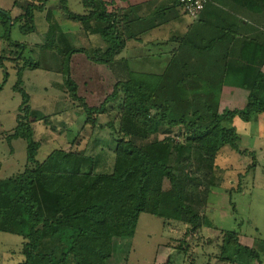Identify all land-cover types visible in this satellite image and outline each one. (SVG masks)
Returning a JSON list of instances; mask_svg holds the SVG:
<instances>
[{"label":"trees","instance_id":"1","mask_svg":"<svg viewBox=\"0 0 264 264\" xmlns=\"http://www.w3.org/2000/svg\"><path fill=\"white\" fill-rule=\"evenodd\" d=\"M42 1L43 6L36 9L27 6L13 19L8 12L0 11V23L5 27L8 41L9 30L17 22L24 23L21 30L24 33L34 30V11H43L47 2ZM60 2L64 16L81 24L85 33L91 27L89 23L94 22L92 34L100 38L104 47L94 46L91 51L97 57L93 60L110 65L124 48L118 16L116 12L106 11L110 4L104 0H81L86 10L81 15L65 8V0ZM251 2L258 9L264 6V0ZM179 44L181 53L176 51L160 74L135 72L125 66L126 78L116 81L112 93L96 109L88 107L76 95V85L69 75L71 54L86 51L67 48L66 65L61 73L70 98L79 102L78 107L87 115L86 124L93 112L106 114L108 104L122 95L118 128L113 129L109 124L117 136L114 162L109 173H95L94 158L74 149H54L39 162L36 156L40 145L33 140L27 117L19 116L16 131L8 138L26 142V164L20 173L0 180V232L24 239V260L20 264H108L113 241L131 240L142 213L189 224L194 230L202 227L207 189L200 188L210 184L208 179L217 152L222 145H228L242 153L235 128L224 124L235 117L248 122L253 114L264 112V86L258 75L261 65L255 62V56L243 59L245 63L239 67L236 61L225 63L220 72V86L242 88L248 95L244 109L218 113L212 110L215 88L207 83L208 77L202 76L205 72L188 65L189 61L194 64L198 57L195 47L201 43L196 37L186 35L179 39ZM211 44L213 40L206 47ZM12 53L14 59L20 55V51H11L9 56ZM185 57L188 63L182 62ZM20 75L21 69L17 71V84L21 83ZM17 86L22 97L19 111L27 113L28 96ZM201 120L206 124L198 125ZM174 128H181L184 142L193 147L196 164L193 170L186 171L181 166L175 173L166 162L171 146L166 134ZM160 134L166 135L165 138L157 139ZM190 159L188 156L187 162L193 165ZM237 238L234 232L224 233L221 261L249 264L257 260V253L238 244Z\"/></svg>","mask_w":264,"mask_h":264},{"label":"rangeland","instance_id":"2","mask_svg":"<svg viewBox=\"0 0 264 264\" xmlns=\"http://www.w3.org/2000/svg\"><path fill=\"white\" fill-rule=\"evenodd\" d=\"M223 1L217 2L234 3L240 20L255 29L264 31V6L258 9L251 0ZM41 3L43 4L42 0H0V11L8 12L16 8V14L13 16L18 17L27 6L36 9L41 7ZM62 4L60 0H47L43 11H34V30L24 33L22 32L25 28L24 23L17 22L9 30L10 41L5 33V27L0 23V58H2L0 123L7 131L1 134L14 133L19 116H26L25 120L30 123V127L33 123L34 140L40 145L36 156L37 161L44 160L54 149H74L76 152L94 158L95 173H109L114 162L113 149L116 143L114 140L117 137L109 128V124L113 126V129L118 128L122 95L119 94V98L114 103L108 104L109 110L106 114L98 115L94 112L91 114L90 120L94 124L91 121L86 124L87 115L82 107H78L79 102L70 98L61 72L66 65L67 48H91V40L81 37L83 35L80 32L81 24L64 16ZM64 7L75 14L86 13L81 0H65ZM106 8V11L110 13L116 11V8L110 5ZM180 10L177 8L176 11L180 14L181 23L188 24L190 18L181 14ZM1 18L0 16V20ZM166 27L169 31L171 25ZM59 36L69 44L66 49L62 45L63 42H60ZM171 36L179 35L174 33ZM168 42V48L172 43H175L177 47L180 46L179 41L176 43L168 40ZM11 43L20 44L16 47ZM198 49L197 45L195 51L198 57L194 60V64L190 61L188 63L189 59L186 57L182 62L188 63L193 70L200 68L201 72L205 71L202 76L208 77L206 69L208 67L211 69L212 57L205 52L199 54ZM84 50L86 52L71 54L69 75L76 85V95L88 107L96 109L112 93L117 81L116 76L124 80L125 72L115 70L114 75L106 65L94 62L97 55L90 49ZM11 51H20L19 57L14 59L13 53L9 56ZM188 52L187 50L186 56ZM230 54L222 53L225 63L231 62ZM58 55L61 58L60 64H58ZM150 57L153 56L149 55L148 58ZM234 61L237 62L238 67L239 64L245 63V60L239 57H236ZM25 63L29 65L24 66ZM17 65L19 67H16ZM22 67H24L22 80L20 76L21 83L17 84V71ZM15 85H18V89L28 96L27 105L30 109L27 113L19 111L22 97ZM233 88L245 92L247 98L246 90ZM239 104L244 106L242 103ZM150 113L153 115L155 111L152 110ZM261 113L253 114L251 123L248 124L240 118H235L238 134H243L247 130V140L242 136V141L238 145L242 150L239 154L246 156H240L228 145L220 147L224 156L218 160L219 165L214 161V167L208 179L210 184L207 187L201 185L200 188V190L207 189L206 203L201 213L202 227L194 230L189 224L162 220L142 213L131 240L115 239L113 241L108 264H232L220 259L223 236L226 232H234L238 236V244L251 248L257 253L258 259L249 264H264V116H261ZM36 117H39L40 123L34 122ZM255 121L256 124H253ZM205 122L201 120L197 124L204 125ZM181 134V128H174L166 134L171 144L167 151L166 162L175 173L181 166H184L186 171L193 170L196 166L192 157L193 147L184 142L185 138ZM166 135H161L157 139L162 140ZM59 138L68 139L73 142V145H56L52 142V139L58 141ZM249 143L250 145H246ZM26 145L21 138L14 139L9 144L5 139L0 138V180L24 170ZM188 156H191L193 165L188 164ZM229 166L231 169H227V174L231 177L223 179L224 168ZM228 180L234 183L231 185L227 182ZM167 187L168 184L165 183L164 188ZM24 243V239L19 236L0 232V264L22 263Z\"/></svg>","mask_w":264,"mask_h":264},{"label":"crops","instance_id":"3","mask_svg":"<svg viewBox=\"0 0 264 264\" xmlns=\"http://www.w3.org/2000/svg\"><path fill=\"white\" fill-rule=\"evenodd\" d=\"M104 1L109 3L110 7L116 8L115 12L118 16L117 26L119 29V34L124 39V48L120 50V52L114 57V60L110 65H106L109 70L114 73V75L115 70L121 71V73L125 72V66H127V68L132 71L140 73H162L163 70L168 66L172 55L176 53V51L177 53H181L182 51V48L177 47L175 43H172L171 47L168 48V40L177 43L179 39L185 37L186 35H190L192 37H196L201 43V45H199L198 53L200 54L205 52L207 55L212 57H210L211 61L213 62L211 69L209 67V69H206L208 74L207 83L211 84V86L215 88L212 110L218 113L222 112L223 110H227V107H230L228 110H242L246 104L245 92L233 87H222L219 84L221 74L220 72L225 65L222 53L226 55L227 52L231 53V62L236 60V57H239L242 60L246 58L249 60L251 57L255 56V62L258 63V66L261 65L259 67L258 75L264 86V31L261 29H255L245 21L240 20V16L236 13V5L234 3L222 0L223 2H228V4H223L221 2H217L219 0H210L204 10L200 13L197 20L193 21L188 18L190 22L188 24H182L179 18L180 14L176 11L179 7L176 5L174 0ZM181 11L182 10H180V13L182 14L183 11ZM8 12L11 18H15L17 16H13L16 14V8H12ZM166 25H171L169 31ZM89 26L91 27L88 28L86 33L82 29H80V32L83 34L81 37L84 36V38H89V40H91V48L81 47V49L92 50L95 44H99L100 46L104 47V43L100 40V38L92 34L94 22L91 21ZM220 30L226 31V34L220 32ZM90 32L91 34H89ZM174 33L179 36H171ZM60 35L62 36L61 33ZM61 36L58 38L60 42H63L62 45L64 49H66L69 44L65 43ZM209 40H213V44L206 47V44H209ZM19 44L20 43H18V45ZM146 47L150 48L147 49ZM149 55L153 57L148 58ZM60 62L61 58L58 55V64H60ZM16 67L19 66L17 65ZM20 69V76L22 80V69L24 70V68L22 67ZM113 73L111 74L112 76ZM116 78L117 81H119L120 78L117 76ZM239 103L244 104V106H240ZM261 116H264V112L261 113ZM235 118H233L231 122L225 123L224 126L227 128H235L236 133L238 134ZM34 119V122L40 123L39 117ZM248 123H251V119L246 122V124ZM253 124H256V121ZM30 128L32 130V137L34 140L35 132L33 129V123L31 124ZM246 131L243 134H238V145L240 141H242V136H244L245 140H247ZM3 132L7 133L0 123V138L5 139L8 144L11 143V141L14 139L9 140L8 136L10 135L1 134ZM249 137L251 138V136ZM55 140L56 139H52V142L56 143V145H71V143H73L68 139L62 140L59 138L58 141ZM34 142L37 141L34 140ZM246 145H250V143ZM223 156L224 154L222 153V148H220L215 158L216 164L219 165L218 160L223 158ZM240 156L246 155L243 154ZM227 169H231V166H229V168H224L222 173L223 179L228 176L231 177L230 174H227ZM227 182L231 185L234 183V181L229 180Z\"/></svg>","mask_w":264,"mask_h":264},{"label":"built area","instance_id":"4","mask_svg":"<svg viewBox=\"0 0 264 264\" xmlns=\"http://www.w3.org/2000/svg\"><path fill=\"white\" fill-rule=\"evenodd\" d=\"M180 6L183 13L195 21L199 18L200 13L204 10L210 0H175Z\"/></svg>","mask_w":264,"mask_h":264}]
</instances>
